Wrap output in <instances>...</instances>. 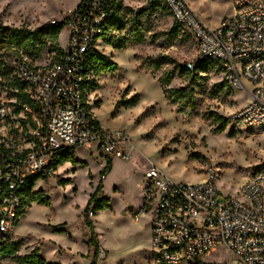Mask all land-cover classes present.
<instances>
[{"label": "built area", "instance_id": "built-area-1", "mask_svg": "<svg viewBox=\"0 0 264 264\" xmlns=\"http://www.w3.org/2000/svg\"><path fill=\"white\" fill-rule=\"evenodd\" d=\"M231 1L234 14L210 28L187 0H81L82 8L78 4L64 20L69 35L56 62L39 65L22 51L6 62L10 81L20 84L31 104L11 95L18 87L9 88L0 76L1 237L18 226L19 189L31 178L53 177L63 152L87 146L100 159L133 157L127 132L97 125L83 96V83L94 78L85 57L106 32L109 2L135 14L164 6L194 42L188 69L213 63L227 88L248 95L228 119L232 130L264 127V0ZM141 217L151 219L152 264H204L203 257L219 248L234 256V264H264V169L254 171L237 194L222 195L213 171L197 183H177L151 164L134 212L135 221ZM98 256L106 258L102 249Z\"/></svg>", "mask_w": 264, "mask_h": 264}, {"label": "rangeland", "instance_id": "rangeland-1", "mask_svg": "<svg viewBox=\"0 0 264 264\" xmlns=\"http://www.w3.org/2000/svg\"><path fill=\"white\" fill-rule=\"evenodd\" d=\"M80 1L0 0V22L29 29L62 22ZM187 1L210 28L234 13L231 0ZM150 14L154 31L143 43L115 49L99 41L98 48L119 68L115 73H96L94 82L98 88L87 89L88 94L96 97L86 95L94 105L98 101V107L102 102L96 116L105 130L127 132L133 148L132 159L115 158L112 171L103 179L101 173L107 160L98 158L90 147L84 146L73 150L81 165L69 162L58 167L53 177L38 180L34 190L43 191L51 204L33 203L10 235L13 241H24L21 255L38 249L40 256L51 264H92L95 248L90 245L92 232L85 221V210L90 196L102 182L101 194L109 198V208L94 216L89 214L100 249L106 255L105 259L98 256L97 264H152L151 219L134 220L145 168L154 164L177 183H197L213 171L222 195L237 194L240 185L254 171L264 169V127L237 132L228 123L224 133L216 134L217 125L203 117L205 112L213 111L229 119L236 109L248 103V95L243 91L227 95L224 90L219 97L211 96V88L222 79L216 69L209 74L208 91L198 96L200 116L189 118L179 114L176 106L168 103L158 78L173 65L165 64L160 71H153L148 65L162 58L182 65L194 58L196 48L191 38H184L181 28L178 40L167 46L163 33L175 24L173 17L161 8L153 9ZM68 35L65 25L58 47L66 46ZM54 48L49 44L35 62L53 63ZM15 55L14 51L6 50L3 59L10 63ZM188 82L185 76H177L169 87L180 88ZM134 95L139 96L136 106L118 105ZM61 179L68 182L62 184ZM202 261L234 264L235 258L219 248ZM0 264H9V261L3 260Z\"/></svg>", "mask_w": 264, "mask_h": 264}, {"label": "trees", "instance_id": "trees-1", "mask_svg": "<svg viewBox=\"0 0 264 264\" xmlns=\"http://www.w3.org/2000/svg\"><path fill=\"white\" fill-rule=\"evenodd\" d=\"M84 5V2L79 4V10ZM108 8L113 10V15L107 20L108 27L106 32L102 35L101 40L104 45H111L115 49H124L128 44H141L146 39L149 33L153 32L151 11L155 8L166 9L164 6L157 4L150 10L141 11L135 14L130 7H122V3L109 2ZM167 10V9H166ZM66 25V21L57 24H45L35 29L25 27H12L4 25L0 22V76L6 78L7 86L18 87V92L10 91L13 96H18V99L23 103L31 104L23 88L17 81H10L11 70L7 66L4 58V51L12 50L15 54L22 51L32 61L36 59L48 48L49 44L55 46L56 62L63 52L62 47L57 46L58 38L61 34L62 28ZM181 26L175 22L173 27L163 33L166 39L167 46H172L181 35ZM182 29V28H181ZM184 38L190 39L187 33H184ZM168 61V62H167ZM53 62V63H54ZM165 64L173 65L171 68L164 70L159 76L158 80L163 87L165 97L170 105L176 106V112L185 114L189 118L198 117L201 115L198 109L199 95L203 96L208 91L209 74L215 69V64L210 62H200L193 71L189 70L187 64H177L172 60L165 58L152 61L148 67L153 71H160ZM85 65L87 71L93 73L94 78L86 81L82 85L83 96L86 101L87 89H96L98 84L94 82L96 73H115L119 66L110 57L104 55L99 49H95L85 57ZM177 76H185L189 82L180 88H170L169 85L175 80ZM224 90H227V95H232L234 92L227 88L225 81L216 83L210 90L212 97H219ZM139 102V96L134 95L129 99H125L118 103L126 107L136 106ZM98 101L96 102V104ZM98 107V105H96ZM87 108L92 114L91 106L87 103ZM207 120L217 125L216 134L225 132L228 126V118L218 114L217 112L207 111L203 114ZM97 125L99 122L94 118ZM71 162L74 166L81 165L82 162L75 158L72 151L63 152L57 159L55 166H59ZM112 170V160L108 159L107 164L101 173L103 179L106 178ZM257 171V170H256ZM45 180L48 178H44ZM40 180L39 177L29 179L25 185L19 189V196L21 198V207L18 211L17 225L20 219L26 214L27 210L33 203L49 206L51 199L47 197L43 191H35L36 183ZM68 181L61 179L60 183L64 184ZM102 182L99 183L95 192L90 196L85 210V221L88 227L91 228L90 245L95 248L94 260L92 264H97L100 245L97 235L94 230V224L89 217V214L95 215L97 212L109 208V198L101 194L103 190ZM5 192H0V203ZM24 246L23 240L13 241L9 236H0V261L7 260L9 264H51L40 256L39 250L34 249L30 253L21 255L20 250ZM197 264H201L198 261Z\"/></svg>", "mask_w": 264, "mask_h": 264}, {"label": "crops", "instance_id": "crops-1", "mask_svg": "<svg viewBox=\"0 0 264 264\" xmlns=\"http://www.w3.org/2000/svg\"><path fill=\"white\" fill-rule=\"evenodd\" d=\"M234 14V13H233ZM231 17V16H230ZM103 44V43H102ZM99 49V48H98ZM100 50V49H99ZM101 51V50H100ZM87 96H89V98H95L96 97V94H92V95H90V94H88L87 93ZM86 99H87V103L91 106V111H92V114H93V117L99 122V124H100V126L102 127V124H101V122H100V120L98 119V117L96 116V110H97V107L94 105V101L93 102H90V101H88V98L86 97ZM90 100V99H89ZM97 102V101H96ZM95 102V103H96ZM117 103V101H113V105H115ZM101 105H102V102L100 103V106L99 107H101ZM98 107V108H99ZM80 148H82V147H79L78 149H80ZM69 163V162H68ZM68 163H65V164H63V165H68ZM71 166V165H70ZM60 167V166H59ZM72 167V166H71ZM113 167H114V159L112 160V169H113ZM112 171V170H111ZM144 171V170H143ZM103 190H104V188H103Z\"/></svg>", "mask_w": 264, "mask_h": 264}]
</instances>
